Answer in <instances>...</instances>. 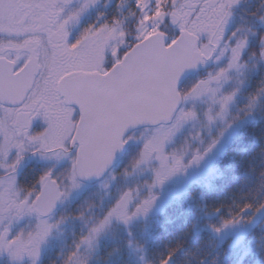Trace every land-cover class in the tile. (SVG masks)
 <instances>
[{
	"label": "rangeland",
	"instance_id": "1",
	"mask_svg": "<svg viewBox=\"0 0 264 264\" xmlns=\"http://www.w3.org/2000/svg\"><path fill=\"white\" fill-rule=\"evenodd\" d=\"M78 1H80L79 14L96 10V12H101L104 20L108 15L116 12L114 0ZM262 1L140 0V7L137 6V0L121 1V7L125 9L123 19L125 25L114 21L108 23L104 28H98L100 35L109 34V30H111L110 36L115 39L110 42L111 55L113 50L117 52L119 49H129L135 42L141 41L155 32H162L167 35L169 40H173L175 34L183 28L180 24L170 27L169 15L174 14L180 21L190 23L193 12H199V17H203L205 22L189 31L198 36L200 49L205 57H208L212 52V56L205 63L203 70L206 82L199 86V89L205 90L209 94L199 98L191 97L190 86L192 84L188 81L180 90L183 104L171 126L163 130L137 132L127 138L131 143V148L126 159L114 168L100 185L89 189L92 194H100L98 198L100 201L95 207H87L83 211L82 206L79 205L80 209L77 210V214H65L67 208H70L79 195L89 191L72 179L71 173H69L68 179H71L72 183L68 182L60 187L62 204L57 214L40 220L35 215H31L32 210L28 204L17 206V210L20 209L27 215L23 219H16L13 222L8 242L11 251L8 255L0 257V264H40L43 256L50 248H54L50 246L51 243L62 244L66 239L67 235H63V232L69 229V222L73 221L79 222L81 235L77 241V247L71 255L68 254V259L63 264H79L80 261H83V264H88L92 255L110 240L116 229L129 237L138 234L145 235L150 219L161 211L167 202L180 195L191 183L208 172L214 160L221 154L231 138L254 118L259 100L264 99V11L262 18L256 20L259 30L242 28L238 25L236 17H230L227 11V8L232 7L248 12L254 7L258 8ZM130 3L134 4V11L137 10L135 20H133V13L128 11L131 10ZM1 11L0 14H2ZM238 17L240 19L242 16ZM128 23L132 28L131 31H128ZM75 24L70 26L76 28ZM129 32L131 33L128 34ZM120 39L124 42H120ZM209 41L212 46L208 45ZM114 45L115 49H113ZM213 46H216L214 51ZM259 80L261 85L253 86L254 82ZM188 87L190 90L186 91ZM219 89H221V96L215 103V95ZM254 97L255 99H253ZM198 101H202V106L195 104ZM214 106H217L215 107L217 114H214ZM202 108H205L203 112L200 111ZM196 115L200 117L197 118ZM158 142L162 149L158 153H154L153 150ZM177 143L178 145H176ZM214 143L219 144L214 159L202 162L195 168L194 173L184 180L180 178L181 172L184 170V166H182L177 174L170 173V183L161 188L158 181L161 180L163 173L173 167L175 160L184 161L185 157L189 160L192 151L194 152L195 149H199L201 152L208 151ZM135 149H137V156L133 157L132 153ZM182 151L185 153L184 157H182ZM160 152L164 157H159ZM59 169L64 173L67 170V161H62L59 164ZM118 181L122 187H119V184L116 185ZM74 183L75 186H73ZM14 192L16 199L26 200L34 196L35 189L30 187L23 193L22 190L15 188ZM127 192L130 193L131 209H126L123 203L120 204L121 196ZM142 201L149 203L158 201V204L152 207L148 206V213L151 214L146 212L138 218L132 217L133 208L141 204ZM121 217H127V220L125 221ZM105 218L107 221L104 226L94 233L92 230ZM234 225L235 223H230L228 228L233 229ZM247 229L240 227L229 231L224 228L217 230L215 235L220 241H228L233 245L244 237ZM71 234L76 233L72 231ZM85 237L88 239H84ZM27 244H30L31 247L26 248ZM62 257L65 258L66 254Z\"/></svg>",
	"mask_w": 264,
	"mask_h": 264
},
{
	"label": "flooded vegetation",
	"instance_id": "2",
	"mask_svg": "<svg viewBox=\"0 0 264 264\" xmlns=\"http://www.w3.org/2000/svg\"><path fill=\"white\" fill-rule=\"evenodd\" d=\"M121 1L114 0L115 11L118 13L115 12L113 16L110 14L104 20L101 12H96V10L79 14L80 1L78 0H8V7H0L2 10L0 14V58L12 63L14 72L22 69L31 59H35L37 64L36 69L32 70L31 87L24 101L17 106L0 104V235L3 236V243L0 244L1 258L11 251L8 242L13 222L27 215L20 209L17 210L16 207L28 204L32 210L31 215L44 220L46 218L38 217L33 209V202L42 180L49 177L59 189L68 182L72 183V180L68 179L69 173L75 180L73 165L77 145L73 143V136L80 119V112L74 106L67 105L64 97L59 94L58 84L64 77L74 73L105 74L122 58L127 49H119L117 52L113 50L111 55L110 42L115 39L109 34L100 35V30H98L114 21L125 25L123 20L125 9L121 7ZM74 14L77 15L74 17ZM74 23L77 24L75 26L78 30L70 26ZM120 42L124 41L120 39ZM30 73V70L26 72L27 75ZM188 81L192 84L190 86L191 97L199 98L209 94L199 89L201 83L206 82L203 73L192 75L185 81V84ZM190 87L186 91L190 90ZM220 96L221 89L217 90L215 103ZM195 104L202 106V101ZM215 107L217 106L213 107L214 114H217ZM202 109H200L201 112L205 108ZM168 127L157 129L163 130ZM132 134L135 132L130 133L125 140ZM127 141L131 148L130 141ZM160 146V142L156 143L153 152L158 153L162 149ZM218 149L219 144L214 143L210 146L209 152L195 149L192 154H188L191 159L188 160L185 157L184 161L175 160L173 167L163 173L161 180L158 181L161 188L170 183V173L177 174L182 166L184 170L180 178L182 180L189 178L202 162L214 159ZM182 153L184 157L185 153L183 151ZM159 157H164V155L160 152ZM64 160L67 161V170L62 173L59 164ZM121 161L111 171L118 167ZM106 178L90 186L75 181L91 190ZM30 187L35 189L31 200L15 198V188L24 193ZM122 203L126 209H131L130 193L127 192L121 196L120 204ZM61 204L62 198L59 207L52 215L58 213ZM155 204H158V201L151 203L142 201L133 208L131 216L138 218L144 215L143 213H148V206L152 207ZM75 205L74 203L67 208L65 214H77L80 207ZM30 247L31 245L27 244L26 248Z\"/></svg>",
	"mask_w": 264,
	"mask_h": 264
},
{
	"label": "trees",
	"instance_id": "3",
	"mask_svg": "<svg viewBox=\"0 0 264 264\" xmlns=\"http://www.w3.org/2000/svg\"><path fill=\"white\" fill-rule=\"evenodd\" d=\"M129 6L131 10L128 11L133 13L135 20L137 10L134 11L133 3ZM227 9L230 17H236L242 28L260 29L256 20L262 18L264 0L258 8L254 7L248 12L232 7ZM239 15L242 16L240 19ZM204 22L205 19L195 11L190 23L180 21L179 24L181 28L191 31ZM129 23L128 31H131ZM256 85H261L260 80L254 82L253 86ZM135 155L136 152H133L132 156ZM117 183L120 187V181ZM92 195L84 194L75 203L82 202L83 211L87 207H95L100 200ZM262 206L264 99L259 100L254 118L231 138L208 172L167 202L150 219L145 235L128 237L120 231H113L110 240L98 248L88 264H162L169 257L167 264H264ZM69 223V229L63 232V235H67L66 239L62 244L51 243L50 246L54 248H50L40 264H63L68 254L73 253L81 229L79 222ZM230 223H235L233 227L237 229L248 228L244 237L233 245L220 241L215 235L220 229L230 231ZM72 231L76 234H71ZM61 254H66V257L63 258Z\"/></svg>",
	"mask_w": 264,
	"mask_h": 264
},
{
	"label": "water",
	"instance_id": "4",
	"mask_svg": "<svg viewBox=\"0 0 264 264\" xmlns=\"http://www.w3.org/2000/svg\"><path fill=\"white\" fill-rule=\"evenodd\" d=\"M168 21L170 27L179 24L174 14ZM168 41L167 35L155 32L133 45L105 74L74 73L58 84L67 105L80 112L73 136L78 182L92 185L101 181L124 156L129 145L124 139L130 133L172 123L182 104L180 87L202 71L212 52L205 57L198 36L187 30H180ZM36 66V60L31 59L15 73L13 64L0 58V104L17 106L24 101ZM28 70L31 73L27 75ZM60 199L56 183L45 177L33 203L35 214L49 217Z\"/></svg>",
	"mask_w": 264,
	"mask_h": 264
},
{
	"label": "snow or ice",
	"instance_id": "5",
	"mask_svg": "<svg viewBox=\"0 0 264 264\" xmlns=\"http://www.w3.org/2000/svg\"><path fill=\"white\" fill-rule=\"evenodd\" d=\"M9 6V4H8V0H0V7H8ZM137 6L138 7H140L141 6V4H140V0H137ZM75 15H77V14H74V17H75ZM106 27V26H105ZM111 34V30H109V35ZM93 35H96V33H93ZM253 99H255V97L253 98ZM73 167L75 168L76 167V165H75V163H74V165H73ZM81 175H88V174H90V173H85V172H82V173H80ZM96 175H99V171H97L96 173H95ZM43 179V178H42ZM73 186H75V183L73 184ZM147 203V202H146ZM246 207H248V206H246ZM262 207H264V206H262ZM122 219H124L125 221L127 220V217H121ZM106 221H107V218H105V219H102L101 221H100V224L96 227V228H94L92 231L95 233V232H97V231H99L103 226H104V224L106 223ZM42 238V237H41ZM84 239H88L87 237H85ZM3 243V236L2 235H0V244H2ZM167 259H170V257L169 258H166L164 261H162V264H167ZM79 264H83V261H80L79 262Z\"/></svg>",
	"mask_w": 264,
	"mask_h": 264
}]
</instances>
